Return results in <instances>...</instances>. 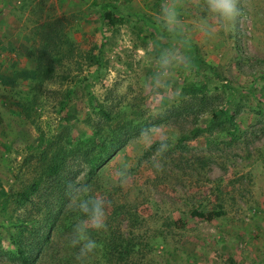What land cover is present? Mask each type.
Returning a JSON list of instances; mask_svg holds the SVG:
<instances>
[{
  "label": "rangeland",
  "instance_id": "obj_1",
  "mask_svg": "<svg viewBox=\"0 0 264 264\" xmlns=\"http://www.w3.org/2000/svg\"><path fill=\"white\" fill-rule=\"evenodd\" d=\"M177 2L190 67L153 91L159 52L175 43L157 20L165 0H0V264H18L21 235L53 240L35 264H109L100 240L117 230L134 246L128 264H264V0H238L231 22L209 15L207 0ZM202 17L210 39L196 31ZM38 64L49 74L41 84ZM109 132L128 137L90 170L83 153ZM122 159L124 183L112 174ZM55 161L58 178L47 172ZM73 182L108 202L110 227L91 232L99 247L85 257L70 244Z\"/></svg>",
  "mask_w": 264,
  "mask_h": 264
},
{
  "label": "clouds",
  "instance_id": "obj_2",
  "mask_svg": "<svg viewBox=\"0 0 264 264\" xmlns=\"http://www.w3.org/2000/svg\"><path fill=\"white\" fill-rule=\"evenodd\" d=\"M209 15L218 17L225 22L234 21L241 15L238 0H207ZM181 6L177 0H165L157 16L161 30L167 32L175 42L173 46L162 48L155 61V70L148 77L146 86L153 91L168 87L174 72L180 68H189V57L185 49L191 44V33L185 30L180 19ZM196 31L206 38H212L215 31L206 17H202L196 24ZM179 45V46H177ZM145 130L142 135H150ZM167 142L161 141L156 148L162 152L167 148ZM159 167V164L156 165ZM129 162L122 159L112 170V174L119 182L124 183L129 174ZM69 201L78 219L73 223L70 244L78 247L79 256L85 257L97 250L98 241L91 235L92 231H102L106 227L107 201L103 195L95 194L88 183L73 182L68 185Z\"/></svg>",
  "mask_w": 264,
  "mask_h": 264
},
{
  "label": "trees",
  "instance_id": "obj_3",
  "mask_svg": "<svg viewBox=\"0 0 264 264\" xmlns=\"http://www.w3.org/2000/svg\"><path fill=\"white\" fill-rule=\"evenodd\" d=\"M193 52L190 50V58L193 60ZM38 70H36L32 76L35 78L34 80L39 81L40 84L44 82L45 79L49 78V74H47L40 69V64ZM50 73V71H49ZM60 111L63 115V117L67 118V102H63V100L60 102ZM17 107L20 108L21 110L24 109V106L21 104H17ZM99 112L105 122V126L107 127L110 122H112V116L111 112L103 109H99ZM113 132H109V138L108 142H102L101 144H97L94 146L93 149L87 151H84L83 153V158L84 162L87 164L90 170H95L101 162L103 161L104 158H106L108 155H110L114 150L115 147L118 145H121L124 139H126L128 136L127 134H114ZM99 134L95 133L94 138H99ZM103 137L102 139H104ZM123 139V140H122ZM60 162L55 161L50 167L48 168L47 172L49 175L52 177L58 178V170L60 167ZM38 190V185L35 184L33 185L29 190L24 191L23 194H21V199L24 202H28L31 198L32 195H34ZM38 211V210H37ZM74 214L71 212V216L65 217V224L63 226L60 225V229H64L65 232H69L70 230V225L67 224L68 219L72 217ZM222 215V211H197V210H192L191 216L192 217H198L202 220L205 221H212L213 219L220 217ZM32 220L30 218H25L21 219L20 222L17 223V226L20 228V231L24 232L23 230L26 229L29 231L31 222ZM173 225L177 228H182L183 227V222L181 220H175L173 221ZM106 227H110L109 225H106ZM54 230H57L56 227L52 228ZM107 229V228H106ZM33 232V231H32ZM32 238L29 236L25 238V236L21 235L19 238H15L12 236V245L14 246L15 250L13 251L14 258L18 264H35V261L37 258L41 257L42 253V248L45 247L46 243L50 244L53 242V240L50 239V235H47L46 237L38 238L37 241L31 240ZM31 240V241H29ZM101 241V246L103 248V257L107 258V262L109 264H128L127 259L131 257V251L133 249V245L131 244V241L124 237L121 233L120 230L113 231L107 233L106 236L102 237ZM42 244V247L40 248Z\"/></svg>",
  "mask_w": 264,
  "mask_h": 264
}]
</instances>
